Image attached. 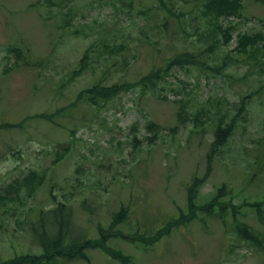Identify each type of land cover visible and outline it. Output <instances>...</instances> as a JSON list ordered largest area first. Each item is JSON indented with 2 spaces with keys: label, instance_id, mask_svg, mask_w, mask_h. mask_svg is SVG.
Wrapping results in <instances>:
<instances>
[{
  "label": "rangeland",
  "instance_id": "1",
  "mask_svg": "<svg viewBox=\"0 0 264 264\" xmlns=\"http://www.w3.org/2000/svg\"><path fill=\"white\" fill-rule=\"evenodd\" d=\"M206 1L0 0V191L28 170H48L33 199L3 222L0 262L37 252L15 221L34 216L31 207L63 200L94 238L122 205L134 208L118 226L122 237L108 245L135 264H264V243L259 249L241 241L231 225L239 209L264 234L257 215L259 209L264 216V0H241L234 16L214 20L218 32L202 14ZM243 34L255 37L245 52ZM184 51L197 55L200 66L170 68L155 88L140 85ZM96 83L130 88L97 106L83 99L72 107ZM233 117V136L210 162L217 125ZM148 122L158 132L148 131ZM53 148L63 155L57 164ZM193 176L206 178L190 211L197 216L186 222L181 214L189 213ZM223 185L231 194L215 200ZM209 207L225 208L226 222L207 216ZM172 218L179 225L159 243L129 240ZM73 264L117 262L96 249L89 262Z\"/></svg>",
  "mask_w": 264,
  "mask_h": 264
},
{
  "label": "trees",
  "instance_id": "2",
  "mask_svg": "<svg viewBox=\"0 0 264 264\" xmlns=\"http://www.w3.org/2000/svg\"><path fill=\"white\" fill-rule=\"evenodd\" d=\"M166 6V5H165ZM242 7L241 0H207L204 4V9L202 14L208 17L207 23L212 27L215 32H218L219 26L214 25V20H218L224 16H234ZM223 37L225 42L230 40L229 30L223 32ZM255 37H247L245 34L240 35L239 38V48L244 52L249 47L248 44L250 40L253 42ZM217 39V38H216ZM215 39V40H216ZM117 47L116 49H118ZM120 47V51H121ZM82 67L86 65V56L80 60ZM200 61L197 55L192 52L184 51L178 53L168 60L165 64V68L159 69L158 71H152L148 75L141 79L140 85L144 88H155L158 83L163 81V73L168 69H173L176 67L185 66H200ZM125 85H102L96 83L91 88L83 91L77 102L72 106L75 107L78 102L85 99V102L91 106H97L100 102L109 100L110 98L117 96L124 89H129ZM247 102L242 101L240 105V110H245L247 107ZM187 114L185 111L180 112V118H186ZM45 118L50 119L51 116L46 115ZM221 120V119H220ZM50 121V120H49ZM237 117H233L229 122L222 121L217 125L214 138L211 143L210 153L208 154L210 162L212 157L216 155L220 149L227 145L229 139L233 136L236 130ZM222 123V124H221ZM148 131L158 132L156 124L153 122H148L146 125ZM191 132L196 133L192 130ZM54 158L51 161L52 164H57L62 160V156L57 148H53ZM68 151V147L63 148L62 152ZM41 168V170H28V173L21 178H17L3 187L0 191V234L4 229V221L9 216L14 215L16 207L23 209L27 204L28 200L33 199L37 191L45 185L46 181V168ZM209 174V173H208ZM208 176V175H206ZM206 177L194 176L187 187V205L189 213L186 215L181 214L187 222V216L195 208L198 190L204 184ZM229 187L223 185L220 187L216 193L215 200L220 197L229 196ZM51 189V188H50ZM64 199H66L64 195ZM215 200H213L215 202ZM86 205V206H85ZM11 206L12 209L10 210ZM28 206V205H27ZM85 211L91 213V206L87 204L86 201L83 202ZM89 206V207H88ZM248 206H253L248 203ZM259 207L258 204L254 205ZM2 209V210H1ZM135 209L122 205L119 210L111 215V223L108 227H104L101 224L98 225L96 238L91 237L92 232L88 233L84 229H80L75 221L74 210L65 201L60 200L56 202L52 207L30 208L29 211H35L34 216L27 221L17 219L15 222L22 230H26L31 235V243L37 248V252L27 251L26 253L21 252L16 254L13 258L1 261L0 264H73L77 262H89L90 253L93 250L100 249L105 252L112 261L117 262V264H135V258L131 254L123 253L120 250H116L108 245V242L116 237H122L119 225L125 224L131 218ZM225 208H220V210L215 211L212 207L206 209L205 213L207 216L217 217L226 222V217L223 216ZM12 215V216H13ZM258 218L261 221L263 215L260 214L258 209ZM4 216V218H3ZM146 213L143 215V220L148 219ZM193 219L197 215L196 213L189 215ZM180 217V219H181ZM151 218V217H150ZM248 218L246 211H241L239 209L232 210L231 225L234 234L237 237L256 248L261 249L264 243V234L259 232L257 228L246 222L244 219ZM152 219V218H151ZM149 220V224H152V220ZM173 225H179L177 218L169 219L164 225L155 229L153 225H148L146 231L149 234L142 233L138 231L136 233H131L130 241L137 242L142 246H152L161 241L164 233L168 234L173 227Z\"/></svg>",
  "mask_w": 264,
  "mask_h": 264
}]
</instances>
